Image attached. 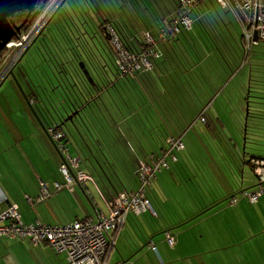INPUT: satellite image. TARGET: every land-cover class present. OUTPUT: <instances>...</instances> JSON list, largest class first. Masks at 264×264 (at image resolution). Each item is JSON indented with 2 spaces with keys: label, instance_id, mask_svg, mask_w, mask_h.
I'll return each instance as SVG.
<instances>
[{
  "label": "crops",
  "instance_id": "1",
  "mask_svg": "<svg viewBox=\"0 0 264 264\" xmlns=\"http://www.w3.org/2000/svg\"><path fill=\"white\" fill-rule=\"evenodd\" d=\"M237 41L240 45L241 36ZM157 50L161 55L160 45ZM238 52L242 54L240 50ZM28 54L29 51L24 55L23 62L26 61L27 66L25 64L26 67L23 68L26 71H31L34 66H29L31 61L29 59L35 58L36 52L34 51L29 56ZM249 55L250 53L245 57L243 54L241 55L244 62L248 61ZM251 69L255 73H264V64L251 67ZM187 72L193 74L195 71L192 68ZM209 72L206 71L204 79L200 77L199 80L190 82V87L193 90L189 103L192 120L179 135L184 149L177 153L176 162L169 163V170H162L156 174L148 191L147 198L150 199L156 216L145 213L140 216L130 215L127 217L125 225L116 239L115 247L111 250L109 264H124L132 255L130 262L125 264H264V249L260 250L254 247L252 241L264 231L263 229L259 232L256 227L259 217L263 216L264 218V211L261 210V207H264V195L255 202L260 204L249 209L244 203L242 206L236 205L240 200L244 201L241 197L246 200L248 194L253 192L244 193L247 189H243L242 183L237 186L240 191L232 192L237 180H242L238 177L239 171L243 170L241 165L246 164L243 149L240 146L241 141H238L242 136V129H244L242 126L246 125L241 122L243 120L244 91L243 93L239 91L238 95L234 97V104L232 103L233 97H230L231 100L227 103L224 93L235 74L228 81L221 80L222 83H220L219 74H215L216 77L211 79ZM144 73L154 80V84H158L159 78L162 77L161 74L154 73L152 70ZM22 77L20 74V78ZM34 81L36 82V78ZM259 84L260 87L256 89L255 93H264V83L259 82ZM199 90L204 96H198L196 99L195 93L199 94ZM236 91L231 90L233 95ZM212 92L215 95L209 102L208 98L212 96ZM231 92L228 93L232 95ZM11 101L22 110L23 105L19 104L16 98H11ZM214 103H217L218 106L212 109ZM15 105H12L11 108L14 114H8L10 120L24 122L23 127L25 128H27V123L30 133H22L17 127L15 135L12 132L9 135L12 134V137L24 135V138L26 135L29 137L39 136L38 128L30 116L23 112H20L22 114L15 113L19 110ZM193 105H197L199 109L196 115ZM19 115L21 119H18ZM201 115L205 118L204 123L200 121ZM129 121L132 120L129 119ZM153 126L154 124H152ZM133 129H137L134 124ZM146 130H149V127L138 129V131ZM138 131L136 132L139 133ZM260 132L259 129L256 130L257 134ZM3 137L0 134V141H3ZM138 138L143 142V146L139 139L129 140L136 158L138 157V161L132 157L134 161L132 172L127 160L122 162L113 158L109 162H104L93 145H90L92 149L89 153L83 147L84 142L80 143L81 153L84 155H71L69 151L71 159L77 161V168L68 164L71 173L75 175L80 170L83 175L92 180V182H87L86 189L81 187L82 185L73 183L70 189L63 187L58 191L55 190V184L62 186L65 183L64 176L61 177L59 173L61 162L60 164L58 162L53 164L34 162L29 157L26 161L18 157L21 160L18 161L14 156L11 163H7L3 167L0 166V213L4 212L8 208L6 204L10 203V206L19 208L20 221L23 225L39 224L49 227H61L84 219L94 220L96 213L108 216L110 207L118 194H132L138 189L139 182L136 171L139 162L147 160L144 150L150 152L153 149L152 144L147 143L144 137L138 136ZM22 141L20 138L8 140L12 145L19 147L22 146ZM85 142L91 143L86 138ZM28 144L32 151L37 149L32 143ZM77 144H79L78 141ZM212 144H217V148H213ZM3 146H6L7 149ZM155 147L157 150L156 145ZM2 149L6 153L10 152V150L7 152L8 145L4 141L3 144L0 142V153H2ZM215 150L219 156L221 155L220 157L224 158L223 163L214 161ZM185 151L189 153L190 158L179 157V154ZM53 175L55 178L51 177ZM56 175L59 176L56 177ZM209 180H220L221 182L217 181V186L214 191H211L206 186L208 183L210 184ZM197 181L201 186L199 190L192 189L190 193H187L183 188L184 182L194 184ZM249 185L253 186L251 183ZM257 185L260 186V182L256 181L255 188ZM42 186L48 195H45L43 200H39ZM193 192L195 199L190 195ZM83 194L88 198L92 210L84 200ZM227 199H229L228 209L232 210L229 213L226 212L228 209L221 207ZM232 199L235 201L232 202ZM207 209L208 211L204 212ZM51 210L59 221L53 218ZM221 215L223 216L222 220ZM246 217L250 218V224L244 228L242 218ZM231 218L234 221H231ZM211 220L213 221L211 222ZM167 235L173 239L171 247L167 244ZM152 247L156 251L152 250ZM0 264H67V260L64 253L54 252L47 244L35 245L30 238L0 237Z\"/></svg>",
  "mask_w": 264,
  "mask_h": 264
},
{
  "label": "trees",
  "instance_id": "2",
  "mask_svg": "<svg viewBox=\"0 0 264 264\" xmlns=\"http://www.w3.org/2000/svg\"><path fill=\"white\" fill-rule=\"evenodd\" d=\"M44 1L38 2L28 19L27 12H21L9 21L16 26L23 24L20 31L23 32ZM184 1L186 0H66L57 7L29 49L30 51L35 46L36 52V57H31L30 62L28 60L29 66H34L31 77L24 68L20 72L27 81L29 97L24 94L34 107L33 111L38 119L52 131H48L51 139L54 133H62L67 127L72 128V136L74 135L79 145L84 142L83 147L89 153L92 149L90 145H93L104 162L113 158L122 162L127 160L132 168L131 172L134 170L132 157L136 161L138 157L136 158L130 141L139 139L143 146L138 136L144 137L153 146L150 152L144 150L147 160L165 155L167 138H179L192 120L189 103L193 90L190 82L199 80L200 77L204 79L206 71L211 70L204 63L212 62L214 66L213 59L218 61L222 57L228 69H231L230 63L236 57L230 61L233 53L228 56V52H225V49L231 48L234 54L238 55L240 50L245 57L242 42L239 45L234 38H228L231 43L229 46L224 40L228 23L220 15L216 16L214 11H210L205 0H190L194 7L189 12L183 8ZM222 11L228 13L226 10ZM185 15L191 21L189 29L177 24ZM175 27L178 33H174ZM110 30L114 33L112 36ZM144 34H149L156 41V49L158 45L161 46L160 58L151 62V70L162 76L158 84H154V80L144 73L149 70L121 75L116 64L121 51L128 55H138L144 49ZM160 34L166 35L164 42L158 41ZM114 38L120 44L118 50L113 47ZM23 58L16 66L23 63ZM2 59L3 51L0 53V66ZM80 64L87 70L91 83L84 76ZM192 68L196 73L187 74L186 71ZM32 78H36V82ZM249 93L251 94L250 91ZM198 96L202 97L204 94L199 90V94L195 93L196 99ZM46 98L55 109L52 113H55L57 119L52 117L49 121L44 113L41 104H45ZM55 103L60 105L61 111ZM245 103H249V115L245 122L243 112L241 122L246 124L247 129L245 137L242 129L241 137L245 138V144L247 140L254 141L256 145L263 144L264 93L244 97L243 106ZM193 106L196 115L199 109L197 105ZM74 111L78 112L76 117L71 123L67 122L62 126V120ZM133 124L136 130L133 129ZM141 127H149V130L138 131ZM257 129L261 131L260 135L256 133ZM83 131L85 136L82 135ZM65 136L67 139L66 133ZM85 138L91 143L85 142ZM61 141H53L57 149L62 145ZM175 157L177 158V153ZM254 160L264 161V151L256 156L252 155L248 161L244 159V162L251 168ZM169 169L170 165L167 170ZM148 200L150 202L149 198Z\"/></svg>",
  "mask_w": 264,
  "mask_h": 264
},
{
  "label": "built area",
  "instance_id": "3",
  "mask_svg": "<svg viewBox=\"0 0 264 264\" xmlns=\"http://www.w3.org/2000/svg\"><path fill=\"white\" fill-rule=\"evenodd\" d=\"M222 10L232 13L241 29V42L244 55L247 56L253 46L260 42L264 43V0H215ZM63 0L44 1L37 15L32 19L29 27L13 38L3 49L2 70L0 73V84L9 76V73L16 67L22 59L25 51L32 46L37 37L41 34L44 27L52 17ZM183 8L189 12L194 6L193 1L182 2ZM178 26L189 29L190 19L185 15L178 21ZM111 36L114 34L110 30ZM174 33L178 29L174 28ZM166 35L160 34L158 41L164 42ZM113 47L118 50L120 44L114 38ZM156 41L149 35L144 34V49L138 55H128L121 51L117 59L118 70L121 75L151 70V62L160 58V53L156 49ZM203 114V113H202ZM200 121L205 122L203 115ZM52 132L51 130H48ZM48 132V133H49ZM64 139L63 133H54L52 140L60 142ZM167 152L161 158H149L145 162H139L136 177L139 186L132 194H118L112 203L109 215L96 213V219H84L74 221L61 227H49L39 224L25 226L20 221V210L16 206L8 207L0 213V237L30 238L37 244H47L56 253L66 255L67 264H109L111 250L115 247L116 239L125 225L126 219L130 215L140 216L149 213L156 216L148 198V186L155 178V174L160 170H167L170 162H176L175 153L184 149L181 138L169 137L166 140ZM58 151L63 154L64 161L60 164V170L65 178V183L60 186L55 184V190L61 188H71L72 184L79 185L92 182L78 170L74 175L75 180L70 178V165L77 168V161L71 159L65 145L58 146ZM254 173L259 176V180H264V161L254 160L251 162ZM263 190L259 189L248 194V199L252 203L259 200ZM48 195L42 186L39 200H43ZM3 197L1 198L2 201ZM234 202L235 200L232 199ZM167 244L171 247L173 239L167 235ZM152 250L156 251L154 247ZM122 264V263H119Z\"/></svg>",
  "mask_w": 264,
  "mask_h": 264
},
{
  "label": "rangeland",
  "instance_id": "4",
  "mask_svg": "<svg viewBox=\"0 0 264 264\" xmlns=\"http://www.w3.org/2000/svg\"><path fill=\"white\" fill-rule=\"evenodd\" d=\"M205 2H206L208 9L210 11H214L216 16L220 15L223 19H225V22L228 23V29H227L228 31L225 29L226 32H224L223 36H224V40L230 46L231 43L228 41V38L230 40H232L234 38L237 41V39H239V37L241 36V29H240L239 25L236 23L234 16L230 12L223 13V11L220 9V7L218 6V4L215 0H205ZM36 8H37V6H36ZM34 50H35V46H33L31 48L28 56L31 55V53H33ZM226 51L228 52V56L231 55V52L233 53L232 57L229 59L230 61H233L234 58L236 57L235 60L233 61V63H230L231 69H228V66L222 57L218 61L216 59H213L214 66H213L212 62H209V64L211 66H213V68L207 62H205L204 65L206 67L211 68V70L209 72V77L211 79L216 77L217 73L219 74L220 83H222L221 80L228 81L229 78L233 74H235L233 79L228 84L229 85L227 88L228 90L226 89V91L224 93V95L226 94V97H227L226 102L229 103V101L231 100L230 97H233L232 103L234 104V102H235L234 97L238 95L239 91H242V93L244 91V97L251 96V95H254V93L257 92L256 89L258 87H260L259 82L264 83V73H255V71L253 69H251V67L262 66L264 64V43L260 42L258 45L253 46L251 49L250 55H249V59H248V61H245V62H244V58L241 56V53L238 52V55L234 54V52L232 51V48L231 49H225V52ZM25 64H26V61L15 67V69L13 71V75L16 78L15 81L12 79V77L9 76L0 86V134L4 136L3 141H4V143H6L8 145L7 152H9V150H10L9 153H6V152H4V149H2V151H1L2 153H0V166L3 167L5 164L11 163L14 156L17 158L18 161H21L18 159V157L25 160V161L28 160V157H29V159L34 161V162L40 161V162H48L50 164H53L54 162H58L60 164V162H61L60 154L58 153L57 149L55 148L54 144L51 141L50 136L48 135V129L44 125L43 126H44L46 131H43L42 128L41 129L39 128L40 126L38 124V120L35 117V114L33 112L34 107L32 105L28 104L29 102H27L25 97L23 96V93H25L27 95V97H29L28 92H27V88H26L27 87V81H26L25 77L20 78L21 70L23 69V67L25 68L27 66V64H26V66H25ZM241 68H243V69H241ZM1 70H2V67L0 66V73H1ZM238 70H239V73H237ZM27 73L31 77V71L27 70ZM32 80H34V79L32 78ZM245 85H246V87H245ZM18 86L20 88H18ZM248 87H252V88L249 89ZM216 90H217V88H216ZM231 90L232 91L237 90V91L233 95ZM248 90L251 92V94L250 93L248 94V92H247ZM228 92H231L232 95H230ZM214 95L215 94H213L211 97L208 98L209 102L212 100ZM44 97L45 96L43 95V98ZM11 98L12 99L16 98V101L19 104L23 105L22 110L18 108V105H15V103H12ZM48 98H51V96H49ZM48 98H46L44 100L45 104H41V107L44 110V113L48 116V119L50 121L52 117L57 119V116L55 115V113H52V112H54L55 109H53L49 105ZM207 103L208 102L206 101L205 104L207 105ZM12 105H15V107H17V109H19L18 112H15V113L19 114L20 112H23V113L28 114L30 116V118L32 119V122H34L38 128L37 132H38V134H40L39 136L32 134V135H34L32 137H29L28 135H26L25 138H24V135L12 137V134L15 135V129L17 127L20 128L22 133H25V134L30 133V131H28V124L27 123H26L27 128H25V127H23L24 122H20V120L16 121L14 118H13L14 120H12V121L10 120V117H9L10 115H8V114H14L13 109H11ZM213 105L214 106L212 107V109H215L218 106L217 103H214ZM37 106L39 107L38 104H37ZM245 106H246V103H245ZM245 106H244L242 112L246 113V111H245L246 107ZM56 107L59 111H61L60 105L56 104ZM20 114H22V113H20ZM62 114H64V112H62ZM18 119H21L20 115L18 116ZM40 122L42 123V121H40ZM20 123H21V127H20ZM63 130L68 136L67 139L63 140V143H65V145L67 146L71 155H76V154L82 155V153H81L82 149H81L80 145L77 144L75 137H73L74 135L72 136V134H73L72 130L73 129L72 128L70 129L69 127H67V129L64 128ZM80 131L82 132V130H80ZM11 132H12V134L9 135V133H11ZM243 133H244V129H243ZM82 135L85 136L84 131H83ZM18 138L23 140L22 141L23 144L21 147L14 145V144L12 145V143L8 142V140L18 139ZM3 141H0V142L3 144ZM184 141L186 142L185 138H184ZM238 141L240 142V146L242 147V149H243V145H244L243 155L245 156L246 161H248L252 155H257V154H260L264 151V143L259 145L257 142L258 145H256L254 143V141L247 140V144H245L246 140H245V138H242V137H239ZM28 143H32L37 149L32 151L30 149V146ZM61 144H62V141H61ZM212 147L217 148V144L216 145L212 144ZM3 148H6V146H3ZM188 154L189 153L187 151H185L184 153L179 154V157L186 156L187 158H190L188 156ZM215 156L216 157L213 158L214 161L221 162V163L224 162V158L220 157L221 155L219 156V153L216 150H215ZM179 159L182 160L181 158H179ZM210 160L213 161L211 158H210ZM241 167H243V170L241 172L239 171L238 177L240 179L242 178V180H237V184L234 187V190L236 189V187L240 183H242V185H244L243 189H247L246 190L247 192H254L255 190L261 189V190H263L262 195H264V183L260 187L256 186V188H255L256 181H258V179L256 178V176L254 175V173L252 171L255 167H252V165H251V168H250V166L247 164L241 165ZM59 173L62 177V173H61L60 169H59ZM57 176H59V175H56V177ZM51 177L55 178L54 175ZM155 178H156V176H155ZM155 178L151 181L150 185L148 186V191L150 190L151 185H152L153 181L155 180ZM56 181L59 182L61 180H56ZM209 181H210V184L208 183L206 186H207V189L211 190V191H214L215 187L217 186V181L221 182L220 180H209ZM249 183L253 184V186L249 185ZM183 188L187 191V193H190V191L192 189L199 190L201 188V186L199 184V181H197V183H194V184L190 183V182H188V183L184 182ZM234 190L232 191L234 193L240 191L238 187H237L236 191H234ZM190 195L195 199L194 192L191 193ZM83 197H84V200L86 201L87 205L89 206V208L92 210V207L90 205L88 198L84 194H83ZM241 199L244 201L242 202L240 200L239 204L236 206H242L244 203L250 209V208H254V206L260 204V203H252L247 198L245 200L241 197ZM228 206H229V199L224 201V203L221 207L228 209L229 208ZM232 206H234V205H232ZM261 210L264 211V207H261ZM231 211L232 210H229V209L226 210V212H228V213ZM51 214L53 215L54 219L58 220V218H56V215L52 210H51ZM222 219H223V216L221 215V220ZM212 221L213 220H211V222ZM231 221H234V219L231 218ZM248 224H250V218L249 217L242 218V226L245 228V226H247ZM256 227L258 228L259 232H261L264 229V218H263V216L259 217L258 222L256 224ZM255 238H257V239L252 240L253 246L259 248L260 250H263L264 249V244H263L264 243V231H262L260 233V235L255 237ZM245 239H246V237L244 236V240Z\"/></svg>",
  "mask_w": 264,
  "mask_h": 264
},
{
  "label": "water",
  "instance_id": "5",
  "mask_svg": "<svg viewBox=\"0 0 264 264\" xmlns=\"http://www.w3.org/2000/svg\"><path fill=\"white\" fill-rule=\"evenodd\" d=\"M40 0H0V53L3 51V49L5 48V46L15 37H17L21 31V28H22V25L21 24L20 26H16V25H13L9 19L11 17H13L14 15L18 14V13H21V12H27V19L29 18V16H31V14L33 13V11L35 10L36 8V5L38 4ZM66 0H63L62 4L65 2ZM30 48L27 49V52L29 51ZM26 52V53H27ZM81 65V69L83 70V74L84 76L89 80V82L91 83L92 80L90 79L89 77V74L87 72V70H84V66L82 64ZM10 77H12V79L15 81L16 78L15 76L13 75V73H10L9 75ZM1 86V85H0ZM18 88H20L18 86ZM249 92V91H248ZM23 96L25 97L26 101L28 102L25 94L23 93ZM30 104V103H28ZM31 105V104H30ZM246 113H245V122L248 118V115H249V103H246ZM34 112V111H33ZM35 114V117L37 118L38 120V124L40 126V128H42L43 131H46L43 124L39 121L36 113L34 112ZM78 114L77 111H74L72 114H69L68 116L65 117L64 120H62V126H64L67 122H72L73 118L76 117V115ZM64 134V139H65V133L62 132ZM246 133V125L244 127V134ZM63 139V140H64ZM63 140H62V143H63ZM52 143L54 144L53 140L51 139ZM65 145V143H63ZM55 146V144H54ZM67 151H68V154H69V150L67 148V146L65 145ZM56 148V146H55ZM57 149V148H56ZM58 151V149H57ZM243 151H244V145H243ZM58 153L60 154V159H61V163L64 161V156L63 154H61L59 151ZM70 156V155H69ZM254 173V172H253ZM254 175L256 176V178L259 180V176L254 173ZM70 178L75 180V176L73 173L70 172ZM264 183V182H263ZM263 183H260V186L263 184ZM258 186V185H257ZM259 186V187H260ZM81 187L83 188H87L86 184L82 185ZM244 193H247V191L245 190ZM7 207H10V203H7L6 204ZM212 208V207H211ZM210 208V209H211ZM207 210H205L204 212H207ZM133 257L130 256L125 262V263H129L131 258Z\"/></svg>",
  "mask_w": 264,
  "mask_h": 264
},
{
  "label": "flooded vegetation",
  "instance_id": "6",
  "mask_svg": "<svg viewBox=\"0 0 264 264\" xmlns=\"http://www.w3.org/2000/svg\"><path fill=\"white\" fill-rule=\"evenodd\" d=\"M26 52H27V50L25 51L24 55L26 54ZM24 55H23V57H24ZM23 57H22V58H23ZM2 61H3V60H2ZM20 61H21V60H20ZM1 67H2V63H1ZM13 70H14V69H13ZM13 70H12L10 73H13ZM10 73H9V75H10ZM8 77H9V76H8ZM8 77H7V78H8ZM7 78H5L4 80H6ZM4 80H3V81H4ZM252 171H253V170H252ZM253 172H254V171H253ZM258 182L263 183L264 180H258Z\"/></svg>",
  "mask_w": 264,
  "mask_h": 264
}]
</instances>
